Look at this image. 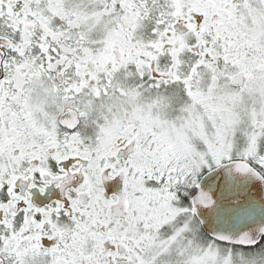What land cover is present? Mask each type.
Masks as SVG:
<instances>
[{
    "label": "snow or ice",
    "instance_id": "obj_1",
    "mask_svg": "<svg viewBox=\"0 0 264 264\" xmlns=\"http://www.w3.org/2000/svg\"><path fill=\"white\" fill-rule=\"evenodd\" d=\"M0 264H264V0H0Z\"/></svg>",
    "mask_w": 264,
    "mask_h": 264
}]
</instances>
